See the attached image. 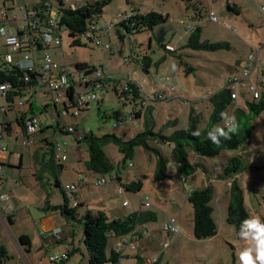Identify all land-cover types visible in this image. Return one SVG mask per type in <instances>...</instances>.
Wrapping results in <instances>:
<instances>
[{"label": "rangeland", "instance_id": "obj_1", "mask_svg": "<svg viewBox=\"0 0 264 264\" xmlns=\"http://www.w3.org/2000/svg\"><path fill=\"white\" fill-rule=\"evenodd\" d=\"M5 1L7 4H12V0H0V7ZM40 1L14 0L13 9L19 18L24 3L31 7L32 4ZM46 1L55 9L54 2L56 0ZM62 1L68 4L71 0ZM81 1L92 3L97 0ZM228 5H234V9L238 13L230 9ZM262 5H264V0H108L103 5L102 11L95 16L99 21L108 22L114 20L116 12H130L137 9L142 12L152 10L167 14V18L164 22L154 25L152 29H145L135 35H130L123 25H115L108 34L101 37L102 44L108 43L110 48L94 45L85 38H81V43L74 44L75 37L70 36L68 30L62 27L61 37L65 60L74 72L77 61H84L91 66H102L110 78L118 80L120 92L123 83L133 81L138 84L146 99L145 110L151 109L154 131L161 129L162 133L169 134L175 129H186L189 112L192 108L201 113L198 128L202 129L208 125L212 109L208 100L204 98L221 88L229 76L239 73L246 63L247 55L257 48L261 60L259 72L264 75L261 73V71L264 72V9H262ZM210 11L215 13L216 21L209 19ZM193 15L195 17L192 18ZM195 19L200 27L199 41L207 40L210 44L220 43L222 44L220 47H194L187 44L189 36L187 29ZM166 44H171L175 49L174 52H168L165 49ZM45 49L50 52L55 51L54 59L61 60L58 47L46 46ZM5 50L6 47L0 38V55ZM41 53L42 51L35 52L38 60H40ZM13 55L14 57L19 56ZM144 55L147 56L145 59L148 62L147 67H143L141 62ZM256 75V71L252 72L251 80L255 81ZM161 78H169L175 84V89L172 92L169 91V94L164 89L162 93L166 94H163V98H156L153 90L159 88L158 80ZM107 85L108 90L99 93V101L86 104L77 116L67 114L56 118L60 127L63 128L61 131H57L56 139L61 144L65 143L61 147L67 156V160L62 161L64 164V168L61 170L63 180L73 181V175L79 170L77 162L79 151L87 152V150L85 143L78 142L77 138L82 136L85 131H92L97 135L116 133L128 139L144 128L143 116L134 117L133 101L128 99L127 103H123L124 96L121 93L118 95L111 83H107ZM237 89L239 93L237 99L228 104L221 114L233 116L237 107H245L246 98L251 99L242 87ZM39 95H42V91L39 92ZM64 99H66L65 93L58 106H63ZM141 101V98L136 100V105L139 108H141ZM73 108H75L74 105L70 106L69 111H72ZM16 109L19 116L22 115L24 109H28L30 112L28 103L19 105ZM52 113L54 114V111ZM9 114L16 115V111ZM128 114L134 120L127 118L121 124L114 125ZM221 114V119L212 124V129L217 126H225V120ZM37 115L39 120L42 119L43 123L46 122L44 113ZM54 115L56 116V114ZM174 119L176 124L173 126L170 121ZM17 125L13 123L12 134L18 135V145L15 151L21 152L23 155L24 164L21 171L23 174L30 165L33 166L29 150L37 149L40 145V138L44 135L48 141H53L55 133L52 124H46L49 127L43 132H37L30 136L31 140L28 145L22 144L20 134L23 133L20 126ZM68 126L73 127V131H67ZM250 126L247 142L243 145L244 147L237 150L224 149L212 157L197 155L189 150V160L192 163L199 162L200 167L193 174L187 175L186 178H183L171 164L173 159L170 153V143H159L150 137L147 139L150 148L142 145L134 146L132 156L126 159L124 165L120 162L123 154L117 145L112 142L105 144V153L113 163L119 166L122 182L108 180L105 184L94 185V180L102 175L109 179L108 173H84L86 184L82 183L80 190V197L83 201L80 206L76 207V212H80L78 216L84 214L87 207L93 212L96 211L97 207L103 206L102 203L112 209L114 215L117 216L138 208L140 198L147 196L153 206L146 209H150L156 214V220L147 224L149 238L152 245L156 247L148 252L150 254L156 252L159 247L157 244L162 238L159 230L166 215H171L172 212L176 213L179 208L186 206V210L181 215L183 222L181 223V219L178 220L184 231L174 237L169 247L164 249L161 257L163 264H241L240 252L247 246L246 241L241 239L234 227L225 220L229 197L227 188H229L232 178L223 179L220 174L223 162L229 156L238 155L243 168L234 177L242 189L243 205L250 216H260L263 219L264 111L251 120ZM6 133L8 134V132ZM50 145L47 147L40 145V154L45 157L44 161H48L50 158ZM155 149H158L169 160L165 169L167 176L161 180L154 178L157 159ZM170 165L173 166L174 171L170 169ZM47 171L48 169H43L45 176L49 177L52 183L50 190L54 192L56 199L62 202V193L53 183L55 178ZM210 176L213 179L210 183L214 189L211 201L214 209L212 215L217 225V233L210 238L195 239L192 235V224H187L186 220L189 209L192 212V207L186 200V194L194 187L203 186ZM31 178L33 177L31 176ZM138 180L142 183L138 191L132 192L124 189L121 194L117 192V186L121 183ZM75 183H77L76 180ZM123 201H127L128 204L122 205ZM65 217L69 222L66 229L74 228L75 243L80 244L82 251L74 253L75 256L70 264H88L87 252L81 237L83 225L79 220L68 215ZM179 240L184 241L182 245ZM110 245L111 238L106 246L107 253L110 251ZM176 245L182 246L181 248L185 250L172 257Z\"/></svg>", "mask_w": 264, "mask_h": 264}, {"label": "trees", "instance_id": "obj_2", "mask_svg": "<svg viewBox=\"0 0 264 264\" xmlns=\"http://www.w3.org/2000/svg\"><path fill=\"white\" fill-rule=\"evenodd\" d=\"M46 0H43L41 3H45ZM108 0H97L92 3H84L82 6H79L75 10H72L69 6V3L65 4L62 0H56L55 4V20L58 27H64L68 30L70 36L75 37L73 43L79 44L81 43V34L87 28L89 21L91 19L96 18L102 11L103 5ZM41 5V4H40ZM230 9H232L235 13L236 11L234 5H228ZM195 15V14H194ZM192 16L195 17V16ZM167 14H162L156 11H148L142 12L134 17V24L132 28L135 31H132L131 26H127L125 24H121L125 27L127 32L131 35H135L145 29H152V27L158 23H162L166 20ZM195 21V22H194ZM192 21L194 24V29L189 33L187 38V44L198 47V46H210L211 48L220 47L222 44L214 43L210 44L207 40L199 41V24L196 22V19ZM134 42V40H133ZM169 45L172 49H167L166 46ZM44 49L41 43H35V51H42ZM165 49L168 52H174V47L171 44H166ZM147 58L144 55V59L141 60L143 67H147L148 62L145 60ZM75 72L83 71L86 74L91 73L95 66H91L86 62L77 61L75 63ZM102 67V66H100ZM39 72L37 69L35 71H25L20 69L13 63H9L8 66L0 67V83H8L10 86L6 91V96L3 98V102L5 105V113L16 111V121L19 124L21 131L23 134H26L25 131V119L26 115L22 113V115L17 114L18 110L17 106L23 105L17 103L19 97L26 96L27 102L29 105L30 112L34 111H42L43 108L51 107L52 118L55 119V126H53L54 133L58 128V116L62 115L58 104L45 103L40 104L41 107L33 110L34 101H37V93L38 90L42 91V94L45 96L48 94V90L46 88L45 77ZM105 82L108 84H112L114 90L119 95L121 93L124 96L123 103H127L128 99L133 101L134 104V117L143 116V130L137 132L134 136L125 139L123 136H119L116 133H104L101 135H97L92 131H85L82 136L77 138L78 142L83 141L86 145V150L88 152V157L84 161V166L87 170L93 173L105 174L111 171H115L118 174V181L121 182V177L119 175L118 164L113 163L104 150V145L107 143H114L117 145L119 151L123 154L121 159V164L124 165L126 159L130 158L133 153L134 146L142 145L144 147L150 148L147 144L148 138H153L159 143H170L172 147L170 149V153L172 155L173 164L176 171L186 178L187 175H191L195 172V170L200 167L199 162L192 163L189 160L188 151H192L197 155L212 157L218 155L221 150H237L248 140L249 132H250V122L253 118L257 117L262 111H264V86L260 90V96L258 98H246L245 107H237L234 111V116L236 122L238 124L237 131L235 133H230V138H220V143H213L209 137L208 133L211 132L212 124L221 119V111L234 99L231 98V90L225 86V84L207 96V100L211 105V113L209 116L208 125L202 129L198 128V122L201 117V113L197 112L194 108H192L189 112L188 116V124L186 129H175L169 134H164L161 132V129L158 131H154V119L152 116L151 109L148 108L145 110V102L146 99L141 93V89L138 84L133 81H128L126 84H122L121 89L119 91L118 80H114L109 78V76L105 75ZM64 93L66 94V99L63 101L64 109H69L70 106H75V98L73 97V89L72 87L64 89ZM246 94V93H245ZM156 96V95H155ZM141 98V108L136 105V100ZM156 98H163L158 97ZM48 109V108H47ZM28 111V110H27ZM39 111V112H40ZM50 111V110H49ZM29 112V111H28ZM34 112V114H36ZM43 112V111H42ZM70 114V113H68ZM67 115V114H65ZM72 115V114H70ZM38 116V115H37ZM74 116V115H73ZM171 125L176 124V120L170 121ZM52 126V125H51ZM60 126V125H59ZM49 126L42 127L36 132L30 134H36L37 132H43ZM225 127V126H224ZM60 131L62 128H58ZM11 129L6 125L5 131L9 132ZM198 130L200 135L195 136L192 133ZM227 131V128H225ZM55 135V134H54ZM42 146L47 147L50 145V149L52 152L53 141H48L47 138H44L41 143ZM156 150L157 159H156V170L154 173V178L156 180H161L167 176L165 171L169 160L163 154L160 153L158 149ZM50 151V155L52 154ZM44 168L53 169V176L55 178L54 185L60 189V192L63 196V202L56 205H50L54 210L59 211L64 215H68L71 218H76V206H69L68 197L66 193L62 190V185L60 184L57 176L60 172L58 168L60 163L56 166L53 165L52 158H49L48 161H43ZM62 166V165H61ZM172 166V165H171ZM173 167V166H172ZM243 168L242 162L238 155L229 156L226 161L222 164V172L220 177L232 178L228 188V204L226 209V217L225 220L227 223L232 225L237 233L240 232V227L242 222L249 218L250 215L245 209L243 205V195L242 189L237 183L235 174L241 171ZM52 171V170H50ZM37 174H35L36 176ZM125 190L136 192L138 191L142 183L141 181H130L127 183H121ZM188 196L186 197L187 202L192 207V216H193V224H192V235L195 239H206L214 236L217 233V225L213 218V205L211 201L214 195L213 185L208 183L201 187H194L190 191L187 192ZM264 219V217H263ZM78 220L83 225L82 232V242L85 246L87 252V260L88 264H116L120 261V254L114 252L113 248H110L109 253L106 252V246L111 237H119L131 232L137 225L143 224L148 221H155V214L153 211L149 209H145L141 207L138 210L130 212L128 214L118 216V217H110L105 211L97 210L95 212L87 210L84 214H82ZM17 242L23 247H29L30 242L27 236H20L17 238ZM65 255V257H67ZM7 253L3 246H0V259L6 258ZM152 264H159L157 261Z\"/></svg>", "mask_w": 264, "mask_h": 264}, {"label": "crops", "instance_id": "obj_3", "mask_svg": "<svg viewBox=\"0 0 264 264\" xmlns=\"http://www.w3.org/2000/svg\"><path fill=\"white\" fill-rule=\"evenodd\" d=\"M41 0L39 3L41 4L40 12L37 14V18L43 22L52 18L54 14V9L45 1V5L42 6ZM14 0H12V4H7V1L2 3L1 9H4L7 17L11 21V26L22 28L25 26V22H22L21 16L22 11L20 13V17L18 18V14L13 9ZM36 4H32V7H35ZM25 5V3H24ZM23 5V6H24ZM11 12V13H9ZM17 14V15H16ZM125 28V27H124ZM110 31V30H109ZM109 33V32H108ZM107 33V34H108ZM103 36L105 34H102ZM52 47V46H50ZM54 47V46H53ZM51 53H55L52 50ZM54 58V56H53ZM84 62V61H82ZM261 73H264L261 71ZM169 94L170 92L166 90ZM41 92V90H39ZM48 92V91H47ZM163 94H166L163 92ZM37 101H34L33 110L35 108L41 107L40 104L50 103L49 99L51 97V93L47 95H37ZM207 96L204 98L206 99ZM235 100V99H234ZM233 100V101H234ZM48 108V109H47ZM45 107L42 111H34L36 115L38 113L45 114V123H43L42 119L40 122L43 124L44 127L48 126L50 117L52 114V108ZM28 109H24L23 114L26 117L34 114L27 111ZM50 110V111H49ZM198 112V111H197ZM8 113H0V132H2L0 137V165H1V176H0V246H3L6 250L7 257L0 259V264H70L71 260L75 256L74 253L82 252L80 248V244L75 243L76 234L74 232V228L72 227L70 230L66 229L68 225L67 218L64 214L60 213L57 210H54L50 205H56L62 203L61 201L57 200L54 192L50 190L52 183L49 177L45 176V172H43L44 168V156L40 154V145L43 142L45 135L42 136L40 139V145L37 149L29 150L33 166H29L28 170L25 173H21L23 169V155L21 152L15 151L18 145V135L12 134L13 133V123L16 125L18 124L15 120L16 115L13 114L12 116ZM18 114V113H17ZM41 118V117H40ZM59 123V122H58ZM6 125L11 129L8 134L5 131ZM19 125V124H18ZM17 125V126H18ZM20 129V128H19ZM23 133V132H22ZM22 137L21 143L23 144V139L26 137V134H20ZM25 136V137H24ZM31 136V135H29ZM57 138V137H56ZM31 140V139H30ZM57 140V139H56ZM54 141V140H53ZM59 142V141H58ZM61 144V143H60ZM28 145V144H27ZM62 147L65 143L61 144ZM3 146V148H1ZM172 144H170V148ZM244 147V146H243ZM80 154L77 157V162L79 164V170L73 175V181L63 180L61 177V170L64 168L63 162H60V172L58 173V180L61 185L65 184H75L76 191L72 194L71 198L68 197L69 206H72V202L76 201V207L82 204V199L80 197V190L82 189V183H85L84 173L91 172L87 170L84 166V161L88 157V153L83 151H79ZM52 158V154L50 155ZM67 160V157L65 161ZM53 165L56 166L57 164L53 160ZM62 165V166H61ZM43 168V169H42ZM52 170V171H50ZM53 171L57 172L55 168L49 169L47 172L49 174H53ZM31 172V173H30ZM207 174L209 171H206ZM93 173V172H92ZM35 174H37L35 176ZM121 177V174H119ZM31 176L33 178H31ZM228 179V178H226ZM75 180L77 183H75ZM213 180L210 176L208 180H206L205 184L210 183ZM139 181V180H138ZM122 182V177H121ZM54 183V182H53ZM86 184V183H85ZM212 184V183H211ZM55 186V185H54ZM228 190V188H227ZM226 190V191H227ZM190 191V190H188ZM187 191V192H188ZM227 193V192H226ZM1 195H5V198H1ZM147 197V196H146ZM63 198V197H62ZM103 206L97 207V210L105 211L110 217H118L135 210L140 209L142 206L131 209L125 213H121L120 215L115 216L112 209L107 208L106 205L103 203ZM88 206V205H87ZM191 206V205H190ZM87 210H90L87 207ZM150 210V209H149ZM186 210V206L181 207L177 210V212H172L171 216L177 217V223L181 229L180 233L184 231L183 226L179 223V219L182 220V214ZM152 211V210H151ZM95 212V211H94ZM79 213L77 211L76 219L79 218ZM155 214V213H154ZM178 215V216H177ZM168 215H166L167 217ZM156 218V214H155ZM166 219V218H165ZM163 220V222L165 221ZM193 216L192 212L189 209L187 214V224H193ZM151 222H145L143 224H139L135 227L138 235L137 240V248L135 250H127L122 254L120 264H147L146 261L148 258H151L160 252L159 258L157 262L159 264H163L164 262L161 261L162 254L164 253V249L169 247L171 241L176 237L171 238L169 244L163 248L162 243L164 240V232L160 227V233L162 235L157 251L148 253L153 247L156 249L149 238V229L147 228V224ZM58 231V238L54 235V231ZM146 233V235H144ZM179 233V234H180ZM20 236H27L30 242L29 247H23L17 242V238ZM82 237V236H81ZM121 239L119 237H111V245L110 248L112 249L114 245ZM184 241L179 240V243L182 245ZM182 247V246H181ZM179 245H176L175 249L173 250L172 257H174L178 252H182L185 249L181 248ZM50 249L54 251H50ZM50 251V252H49ZM49 252V253H48ZM58 254V255H67L62 261L58 262H51L48 258L49 255ZM168 263V261H166Z\"/></svg>", "mask_w": 264, "mask_h": 264}, {"label": "built area", "instance_id": "obj_4", "mask_svg": "<svg viewBox=\"0 0 264 264\" xmlns=\"http://www.w3.org/2000/svg\"><path fill=\"white\" fill-rule=\"evenodd\" d=\"M84 3L81 0H71L69 6L72 10H75L79 6H82ZM45 3L42 4V6ZM41 5L36 4L35 7H28L26 4L21 7L22 22H25V26L22 28H17L11 26V21L7 17L4 9L0 8V38L2 39L3 44L6 47V50L2 55H0V67H6L9 63H13L18 66L20 69L25 71H35L36 69L42 73L46 82V88L48 92L52 94L49 101L51 104H58L63 96V90L72 87L73 97L75 98V108L72 111L70 109H64V106H58L62 115L72 114L77 116L80 113V110L85 107L86 104L92 101H99V93L105 92L108 90V85L105 82L104 69L100 66L94 68V70L86 74L83 71H78L77 73L69 66L65 60L64 51L62 47V29L58 27L55 20V11L52 18L46 20L45 22L37 18V14L40 12ZM264 9V5H262ZM142 13L140 9L132 10L130 12H116L114 20L110 21H99L96 18L91 19L87 28L81 34V38L89 39L92 44L97 46H104L105 48H110V45L106 43L105 45L101 42L102 34H107L109 30L118 24H125L133 26L134 17ZM209 19L216 21V15L213 11L209 12ZM194 29V24L191 23L188 32H191ZM132 31H135L132 28ZM129 33V32H128ZM130 34V33H129ZM131 35V34H130ZM132 42V40H130ZM41 43L44 47L40 55V60L35 56V43ZM46 46H54L60 49L61 60L57 61L53 58V53L46 50ZM167 49H172L171 46L167 45ZM259 49L251 51L246 57L245 65L240 69L239 73L229 76L225 81V86L231 90V98L237 99L238 87H242L247 94L252 96V98H258L260 96V90L264 86V75L260 74L259 66L261 60L259 58ZM13 54L19 56L14 57ZM256 71L255 81L251 80V73ZM110 78V77H109ZM113 79V78H111ZM159 88L153 90V93L158 97H163L162 91L168 90L172 92L175 89V84L169 78H161L158 80ZM0 85H9L8 83H0ZM10 86V85H9ZM9 87L5 88L3 91H0V113L5 112V105L3 98L6 96V91ZM39 93V90H38ZM37 93V95H38ZM143 95V94H142ZM210 95V94H209ZM144 96V95H143ZM208 96V95H207ZM145 98V97H144ZM26 96L19 97L17 103L25 104L27 101ZM145 102L143 101V104ZM134 118L128 114L124 119H119L117 123H114L115 126L122 123L125 119ZM52 126H55V119L50 117V123ZM25 131L26 137L23 139V144L30 143V134L36 132L42 127L38 116L32 114L25 119ZM58 128H62L58 125ZM55 130V139L52 146V158L56 164L64 161L66 159V154L62 151L61 144L56 140V133L58 129ZM63 129V128H62ZM67 131H73V127L68 126ZM2 132H0L1 137ZM3 148V146H1ZM170 169L174 171V168L170 165ZM0 176H1V165H0ZM109 179L102 175L94 180V185L105 184L108 180L118 181V174L115 171L108 173ZM122 185L117 186V192L121 194L124 191ZM62 190L66 193L67 197L71 198L72 194L76 191L75 184H65L62 185ZM188 193L186 194V197ZM5 195H1V198H5ZM140 206L143 208H149L153 206L152 202L147 197L140 198ZM127 201H123L122 205H127ZM77 202L73 201L72 206H76ZM162 231L164 232V240L162 247L165 248L172 237L179 234L181 229L177 223L175 216L168 215L163 222ZM54 235L58 238V231L55 230ZM146 235V233H144ZM138 235L137 231L134 228L128 234L121 236V239L114 245V252L124 254L127 250H135L137 248ZM160 252L155 256L148 258L146 263L152 264L156 262L159 258ZM51 262L62 261L65 258V255L52 254L48 256ZM134 264V263H131Z\"/></svg>", "mask_w": 264, "mask_h": 264}, {"label": "clouds", "instance_id": "obj_5", "mask_svg": "<svg viewBox=\"0 0 264 264\" xmlns=\"http://www.w3.org/2000/svg\"><path fill=\"white\" fill-rule=\"evenodd\" d=\"M9 85H0V91H3ZM225 120V127H215L208 133L209 139L215 143H220V138H230V133H235L238 128L235 116H225L221 114ZM227 128V131H225ZM199 136L198 130L192 133ZM239 236L246 241V247L240 252L241 264H264V219L260 216H250L246 218L240 227Z\"/></svg>", "mask_w": 264, "mask_h": 264}]
</instances>
